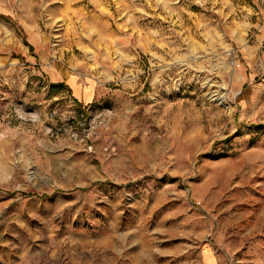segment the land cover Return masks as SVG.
<instances>
[{
  "label": "rangeland",
  "instance_id": "rangeland-1",
  "mask_svg": "<svg viewBox=\"0 0 264 264\" xmlns=\"http://www.w3.org/2000/svg\"><path fill=\"white\" fill-rule=\"evenodd\" d=\"M0 264H264V0H0Z\"/></svg>",
  "mask_w": 264,
  "mask_h": 264
},
{
  "label": "crops",
  "instance_id": "crops-1",
  "mask_svg": "<svg viewBox=\"0 0 264 264\" xmlns=\"http://www.w3.org/2000/svg\"><path fill=\"white\" fill-rule=\"evenodd\" d=\"M54 75H56V77L58 76L59 78V81H61V82H63V81H65L68 85H70L71 86V88L73 89V91H74V94H75V96L78 98V99H80L81 100V98L75 93V88L73 87V85L70 83V77L71 76H68V75H66V74H61V75H59L58 73H54ZM73 76V75H72ZM57 82H58V80H57ZM78 82H80L81 83V81L79 80ZM77 82V83H78ZM92 100V99H91Z\"/></svg>",
  "mask_w": 264,
  "mask_h": 264
}]
</instances>
